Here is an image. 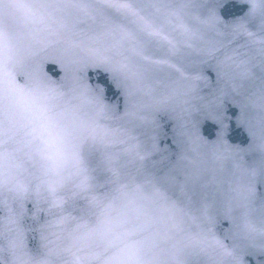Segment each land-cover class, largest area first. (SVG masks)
I'll use <instances>...</instances> for the list:
<instances>
[{
	"label": "water",
	"instance_id": "water-1",
	"mask_svg": "<svg viewBox=\"0 0 264 264\" xmlns=\"http://www.w3.org/2000/svg\"><path fill=\"white\" fill-rule=\"evenodd\" d=\"M82 2L87 7H56ZM118 2L123 0H0V68L19 96L31 95L66 130L69 159L59 166L104 264H131L130 258L135 264H229L211 248L205 253L195 243L185 245L189 235L195 238L202 229L231 243L229 230L239 232L243 211L236 189L247 183V177L231 163L216 168L205 160L204 187L193 197L144 170L163 171L177 159L176 121L166 108L150 109L152 122L119 119L126 103L121 83L107 67L87 56L97 28L87 13L116 19L115 9L100 5ZM192 2L189 23L203 39L193 41L187 56L153 66L147 81L151 94L143 96L145 103L177 81L208 97L218 88L219 61L231 56L238 62L242 59L238 53L264 47L257 25L246 19L250 6L245 0ZM54 30L61 33L55 44L45 40ZM68 37L80 45L71 57L64 54ZM254 72L259 75L260 68ZM95 96L115 114L107 121L100 120L95 103L89 102ZM222 111L229 124L224 132L228 147L239 150L246 163L258 158V153L244 151L250 137L236 122L239 109L231 96L222 98ZM189 119L202 139L211 142L221 135L220 126L199 110ZM97 120L113 130L102 142L93 139ZM153 143V154L142 167L135 146ZM125 147L132 149L127 155L122 151ZM229 206L232 221L225 217ZM205 208L210 220L205 219ZM252 208L250 218L264 228V177L255 184ZM261 239L256 236L257 243ZM240 256L242 264H264V250L259 247H249Z\"/></svg>",
	"mask_w": 264,
	"mask_h": 264
},
{
	"label": "snow or ice",
	"instance_id": "snow-or-ice-1",
	"mask_svg": "<svg viewBox=\"0 0 264 264\" xmlns=\"http://www.w3.org/2000/svg\"><path fill=\"white\" fill-rule=\"evenodd\" d=\"M250 6L246 19L255 23L259 34L264 36V0H245ZM87 7L79 5H56V7ZM102 8L115 9L116 19L108 16L98 17L87 13L88 18L96 21V35L93 44L87 46L89 59L103 64L121 83L126 103L121 120L152 122L154 112L166 108L175 117V144L177 159L171 162L166 170H144L156 179L179 189L185 196L198 195V188H203L202 165L205 160L211 161L216 168H222L231 163L234 170L242 171L247 177V183L236 189L238 199L242 202L241 223L239 232L231 235V243L225 244L217 239L210 229H202L193 238L187 237L186 248L195 243L201 252L211 248L229 264H242L240 253L249 247H259L264 250V228H258L250 218L255 184L258 178L264 177V47L238 53V62L233 57L219 61L217 67L218 88L208 97L201 96L190 87L174 82L159 96H153L150 103H145L143 96L150 95L147 81L151 78L154 65L167 63L175 58L185 57L188 50L194 47L193 41L202 40L199 29L190 25L194 4L192 0H123V2L104 5ZM86 23L87 21H82ZM65 26L61 25L63 29ZM60 31L54 30L46 37V41L57 43ZM264 43V41H262ZM80 45L72 37L65 40L64 54L71 57ZM208 54H211L209 50ZM228 61H232L229 63ZM259 67V75L254 69ZM249 81L246 85L244 82ZM85 88L82 94H85ZM231 96L233 104L239 109L237 124L245 128L250 143L244 150L247 153H258V158L245 162L240 158L239 150L231 149L226 144L224 132L226 123L222 111V98ZM87 99V97H86ZM89 102L95 103L100 120L107 121L111 113L99 96L92 97ZM196 110L204 113L220 126L221 135L215 141L202 139L189 117ZM97 120L94 125L96 141H103L112 129ZM154 141V136H149ZM126 143V142H124ZM135 155L141 162L146 161L155 147L153 144H137ZM122 151L127 155L132 149L125 147ZM111 162V158H109ZM156 168V164H153ZM233 208L229 206L225 217L232 221ZM21 215L23 210L21 209ZM206 220L211 218L204 209ZM9 222L16 223V215H10ZM262 237L257 243L256 236ZM24 247V233L17 230L10 242L13 254L21 252ZM183 251V249L181 250Z\"/></svg>",
	"mask_w": 264,
	"mask_h": 264
},
{
	"label": "clouds",
	"instance_id": "clouds-1",
	"mask_svg": "<svg viewBox=\"0 0 264 264\" xmlns=\"http://www.w3.org/2000/svg\"><path fill=\"white\" fill-rule=\"evenodd\" d=\"M17 103L29 124L38 155L53 168L65 163L69 159L68 135L56 117L29 94L22 93ZM130 261L135 264L134 258Z\"/></svg>",
	"mask_w": 264,
	"mask_h": 264
}]
</instances>
